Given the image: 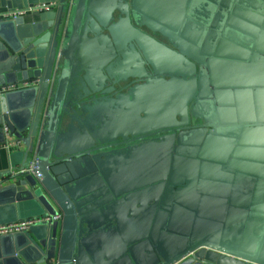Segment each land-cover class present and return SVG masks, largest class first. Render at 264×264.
I'll return each mask as SVG.
<instances>
[{
	"label": "water",
	"instance_id": "obj_1",
	"mask_svg": "<svg viewBox=\"0 0 264 264\" xmlns=\"http://www.w3.org/2000/svg\"><path fill=\"white\" fill-rule=\"evenodd\" d=\"M45 3L0 20V88L39 81L0 93V225L52 220L0 236V264H264V0L0 9ZM116 92L133 119L106 138L87 113Z\"/></svg>",
	"mask_w": 264,
	"mask_h": 264
},
{
	"label": "crops",
	"instance_id": "obj_2",
	"mask_svg": "<svg viewBox=\"0 0 264 264\" xmlns=\"http://www.w3.org/2000/svg\"><path fill=\"white\" fill-rule=\"evenodd\" d=\"M4 11L6 10L0 9V13H3ZM24 21L26 24H33L34 22L39 21V16L37 14L27 13L24 15ZM127 52L129 54V59L127 54H125L126 58L123 56H118L119 61H116L118 68L121 70L123 69L124 73H142V68H140L139 62L137 60L135 61L134 57L131 56L132 51L128 49ZM133 62L135 64H133ZM149 71V68L146 67L145 72ZM106 86H109V83H107ZM90 108L91 111L87 113V117L91 123V127H93L106 138H109L112 133L120 130V127L124 126L125 121H128V119H133V116L127 108V101H125L124 98L121 99L117 95V92L105 95L102 98H99L95 103L92 102L90 104ZM74 127L76 130H79L77 126ZM66 134L71 136L67 138V143H70L71 141L74 142V138L78 139V137H82L80 133L75 134L74 132L71 133L70 131H67ZM13 139L15 138H9V140ZM13 148H10L9 152L12 153L13 151L15 152L20 150V148L16 146H13ZM8 155V151L0 146V174L12 170ZM135 161L137 160H133L132 163Z\"/></svg>",
	"mask_w": 264,
	"mask_h": 264
},
{
	"label": "built area",
	"instance_id": "obj_3",
	"mask_svg": "<svg viewBox=\"0 0 264 264\" xmlns=\"http://www.w3.org/2000/svg\"><path fill=\"white\" fill-rule=\"evenodd\" d=\"M56 7H57V3H45V4L35 5L34 7L29 8V9H25V10H14L12 12L4 11L3 13H0V20L17 18L20 16H24L27 13L49 12ZM38 83H39V81L35 80L33 82H24L21 85L6 86L4 88H0V93L12 91V90L19 89V88L30 87L33 85H37ZM6 132H7V130H6ZM13 146L19 147V146H17V144L14 143L13 140H9V142L6 145H3L2 147L8 151V150H10V148H13ZM35 165H36V160L35 159L31 160L29 168L24 172H28L29 174H33L36 178H38V177H40V175L34 173L35 169H36ZM15 173L16 172H12L11 175L1 177L0 178V185H4V184L8 183L11 179V176H13ZM60 219H61L60 216L53 218V220H60ZM51 220H52V217H48V218H44V219L43 218H36V219L18 221L16 223H11V224H3V225H0V236H5V235H10V234H15V233H22V232L29 230V228L31 226L41 224L44 222H49Z\"/></svg>",
	"mask_w": 264,
	"mask_h": 264
},
{
	"label": "flooded vegetation",
	"instance_id": "obj_4",
	"mask_svg": "<svg viewBox=\"0 0 264 264\" xmlns=\"http://www.w3.org/2000/svg\"><path fill=\"white\" fill-rule=\"evenodd\" d=\"M201 123H195V126H200Z\"/></svg>",
	"mask_w": 264,
	"mask_h": 264
}]
</instances>
